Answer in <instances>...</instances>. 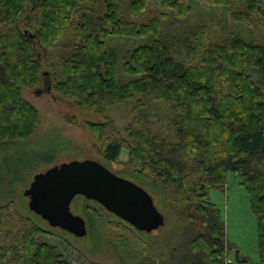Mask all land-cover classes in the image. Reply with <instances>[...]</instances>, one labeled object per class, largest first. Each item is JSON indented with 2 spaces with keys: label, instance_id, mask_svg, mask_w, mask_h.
I'll list each match as a JSON object with an SVG mask.
<instances>
[{
  "label": "trees",
  "instance_id": "obj_1",
  "mask_svg": "<svg viewBox=\"0 0 264 264\" xmlns=\"http://www.w3.org/2000/svg\"><path fill=\"white\" fill-rule=\"evenodd\" d=\"M41 82L98 112L132 103L126 136L108 119L86 125L106 161L120 163L125 150L134 177L185 212L177 244L136 248L126 231L115 234L122 264H264V0H0V143L33 134L39 112L22 87ZM228 172L249 194L256 261L238 249L226 259L233 243L207 190ZM78 196L86 223L116 226ZM45 224L0 203V264H72L39 239L57 235Z\"/></svg>",
  "mask_w": 264,
  "mask_h": 264
},
{
  "label": "rangeland",
  "instance_id": "obj_2",
  "mask_svg": "<svg viewBox=\"0 0 264 264\" xmlns=\"http://www.w3.org/2000/svg\"><path fill=\"white\" fill-rule=\"evenodd\" d=\"M230 26L243 39L252 38L249 25L232 20ZM22 94L36 106L39 118L33 134L28 138L0 143V203L13 200L20 213L47 225L40 215L29 209L28 198L23 194L33 174L62 161L94 158L116 174L146 188L164 216V223L160 227L139 232L140 230L132 228L134 226L126 220L128 225L122 224L125 228L117 225L119 218L109 211L110 213L105 215L114 219L115 227L112 224L101 226L98 221H93L92 224L87 222V232L84 235H75L66 229L50 226L57 235H40L39 239L55 242L58 250L72 264H122L116 255L117 240L113 237L118 232L126 231L131 245L136 248L143 246L144 242L155 246L157 243L169 246L177 244L182 236L186 237V234L181 232L189 223L185 212L181 211L182 208L170 206L155 189L134 177V167L124 163L127 157L125 150L121 152L120 163L106 161L102 155L103 144H99L86 125L87 121L108 119L126 136L123 128L134 115L132 103L115 105L105 113L98 112L93 106L77 105L74 101L55 96L51 85L46 82H41L39 86L22 87ZM140 112L138 111L139 114ZM207 196L219 208L225 225V236L233 243L228 256L234 258L235 250L238 249L239 255L247 257L248 261L258 260L256 217L249 205V194L240 183V176L228 172L224 186L209 188ZM81 201L82 198L75 195L70 208L86 219V213L78 207ZM104 210L107 211L103 206L102 212ZM195 229L196 227L192 226L189 232Z\"/></svg>",
  "mask_w": 264,
  "mask_h": 264
},
{
  "label": "water",
  "instance_id": "obj_3",
  "mask_svg": "<svg viewBox=\"0 0 264 264\" xmlns=\"http://www.w3.org/2000/svg\"><path fill=\"white\" fill-rule=\"evenodd\" d=\"M23 194L29 209L49 225L75 235L87 232L85 218L70 208L76 194L96 200L138 230L151 231L164 223L146 188L94 158L62 161L34 173Z\"/></svg>",
  "mask_w": 264,
  "mask_h": 264
},
{
  "label": "built area",
  "instance_id": "obj_4",
  "mask_svg": "<svg viewBox=\"0 0 264 264\" xmlns=\"http://www.w3.org/2000/svg\"><path fill=\"white\" fill-rule=\"evenodd\" d=\"M226 259H227V262H231V261H232L231 256H228V255H227V258H226Z\"/></svg>",
  "mask_w": 264,
  "mask_h": 264
},
{
  "label": "flooded vegetation",
  "instance_id": "obj_5",
  "mask_svg": "<svg viewBox=\"0 0 264 264\" xmlns=\"http://www.w3.org/2000/svg\"><path fill=\"white\" fill-rule=\"evenodd\" d=\"M76 195H81V194H76ZM74 198V197H73ZM73 198L71 199L70 203H72ZM45 220V219H44ZM46 221V220H45ZM51 226V225H50ZM54 227H59V226H54Z\"/></svg>",
  "mask_w": 264,
  "mask_h": 264
},
{
  "label": "crops",
  "instance_id": "obj_6",
  "mask_svg": "<svg viewBox=\"0 0 264 264\" xmlns=\"http://www.w3.org/2000/svg\"><path fill=\"white\" fill-rule=\"evenodd\" d=\"M229 253V252H228Z\"/></svg>",
  "mask_w": 264,
  "mask_h": 264
}]
</instances>
